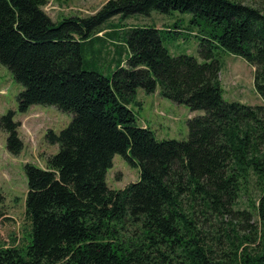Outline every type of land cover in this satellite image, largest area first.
I'll use <instances>...</instances> for the list:
<instances>
[{
	"label": "trees",
	"instance_id": "obj_1",
	"mask_svg": "<svg viewBox=\"0 0 264 264\" xmlns=\"http://www.w3.org/2000/svg\"><path fill=\"white\" fill-rule=\"evenodd\" d=\"M45 3L0 0V63L23 85L20 111L52 105L72 119L47 132L59 147L46 168L25 165L30 240L0 248V264H264V104L225 100L214 54L245 58L264 98V0H106L59 20ZM152 11L190 13L203 61L172 55L163 28L119 34L111 22ZM157 85L204 111L187 139L159 140L138 121L137 89ZM0 125L19 153L14 111ZM116 153L139 168L120 189L106 182Z\"/></svg>",
	"mask_w": 264,
	"mask_h": 264
},
{
	"label": "rangeland",
	"instance_id": "obj_2",
	"mask_svg": "<svg viewBox=\"0 0 264 264\" xmlns=\"http://www.w3.org/2000/svg\"><path fill=\"white\" fill-rule=\"evenodd\" d=\"M105 2L106 0H46L43 8L54 20H59L74 15H90ZM191 16L190 13L179 11H152L149 16L131 15L120 18L117 15L111 22L120 21L121 27H116L119 34L125 27L155 25L163 28V43L172 55L187 54L201 62V33L199 26L191 22ZM168 28L171 30L168 31ZM108 45L112 47L110 43ZM214 54L220 62L223 98L248 105L264 104V98L254 86V67L241 55L233 54L220 45L214 49ZM159 87L157 85L155 91L150 93L138 88L136 103L130 105L132 110L142 125H148L154 131L157 139H187L188 119L201 115L204 111L190 110L185 105L163 97ZM22 89L23 85L15 80L12 72L0 63V119L8 111H14V120L18 122V136L22 141L19 153H11L7 148L8 133L0 125V248L13 247L21 250L29 243L31 227L25 211L28 191L25 165L29 163L46 168L48 157L56 153L59 147L57 143H50L46 139L47 132L50 129L55 133L60 132L72 119L71 113L52 105L34 104L26 111H20L17 96ZM138 178V166L131 162L130 157L116 153L112 166L106 173L108 186L120 189Z\"/></svg>",
	"mask_w": 264,
	"mask_h": 264
}]
</instances>
